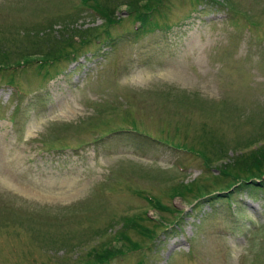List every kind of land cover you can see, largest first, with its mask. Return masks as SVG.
I'll return each mask as SVG.
<instances>
[{
    "label": "rangeland",
    "instance_id": "obj_1",
    "mask_svg": "<svg viewBox=\"0 0 264 264\" xmlns=\"http://www.w3.org/2000/svg\"><path fill=\"white\" fill-rule=\"evenodd\" d=\"M114 3L111 38L82 45L106 24L81 0H0V264H92L147 206L138 192L180 210L147 211L171 225L144 264H264V173L254 187L211 178L221 148L264 142V0H160L145 24ZM196 177L216 199L170 197Z\"/></svg>",
    "mask_w": 264,
    "mask_h": 264
},
{
    "label": "trees",
    "instance_id": "obj_2",
    "mask_svg": "<svg viewBox=\"0 0 264 264\" xmlns=\"http://www.w3.org/2000/svg\"><path fill=\"white\" fill-rule=\"evenodd\" d=\"M115 0H81L83 8L90 9L91 12L100 15L104 18L105 30L102 33H89L82 31L83 37L79 43L82 45L89 44L93 39H100L102 34L106 38H111V33L109 32V26L113 24L117 19L114 17V9L118 3H114ZM142 0H127L130 4L129 12L133 15L135 19L140 20L142 24L148 22L149 17L153 10H157L158 7L153 8L160 0H145L146 2L142 5H138ZM153 2V3H152ZM84 10V9H81ZM149 10V12L147 11ZM156 25H159L156 23ZM140 27H142L140 25ZM138 27V28H140ZM146 30V26H143ZM77 36H74V41H76ZM65 38L64 42H56V44L63 45L67 47L72 45V40ZM91 40V41H90ZM90 41V42H89ZM75 47L72 46V50L66 52H60L53 56H47L42 58H35L34 60L27 59L24 63L26 66H30L34 62L38 61L39 66L46 64L45 58H50L52 62L55 59H60L61 57H70V54L75 53ZM23 64V63H22ZM40 64V65H39ZM10 65H1L0 72L5 68H9ZM49 68V66H48ZM47 74V72H46ZM12 86L16 88L14 82L8 81ZM20 92V90H19ZM254 140L250 141L248 144H252ZM222 155L216 157L213 161L222 160L220 165H218V173H211V178L213 177L212 184L217 185L220 183H226L227 188H230L237 184V186L247 187L256 185L255 183H250V179L259 178L264 173V142H260L257 146L251 148L246 152H241L239 155H235L229 159H226L225 155L227 149H220ZM224 153V154H223ZM205 169H210L212 162L209 157L204 155ZM220 191V190H218ZM170 197L186 196L191 195L195 200L194 204H197L200 199L213 200L216 199L217 195L213 194V190H209L205 185L202 186L198 183V178H194L189 182H180L175 184L170 188ZM147 202V206L139 211L134 212L129 216L123 217L118 220L119 228L114 231L111 235H105L107 238L100 240L98 246H92L87 252L88 261L92 264H109L114 258L118 256H123L128 252H134L136 250L142 251L141 256L136 260L135 264H144L146 258V250L153 249L156 244V229L159 226H164V232L170 228L171 221L167 222L166 216L164 217H151L147 214L149 209L160 210L166 213L167 216H173L179 213L180 210L164 204L159 197H156L149 193L138 192ZM105 234V233H104ZM132 234L136 235L133 238ZM192 244L189 245L191 247Z\"/></svg>",
    "mask_w": 264,
    "mask_h": 264
}]
</instances>
